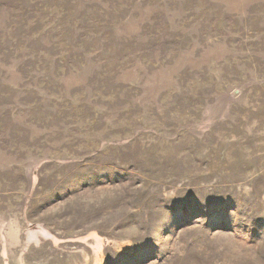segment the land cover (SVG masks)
Here are the masks:
<instances>
[{
	"label": "rangeland",
	"instance_id": "1",
	"mask_svg": "<svg viewBox=\"0 0 264 264\" xmlns=\"http://www.w3.org/2000/svg\"><path fill=\"white\" fill-rule=\"evenodd\" d=\"M0 264H264V0H0Z\"/></svg>",
	"mask_w": 264,
	"mask_h": 264
}]
</instances>
